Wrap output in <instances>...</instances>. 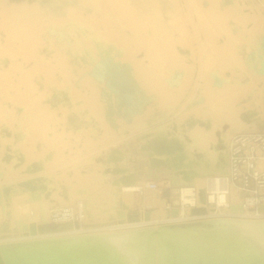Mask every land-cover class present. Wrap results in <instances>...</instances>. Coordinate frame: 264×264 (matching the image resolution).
<instances>
[{"label":"rangeland","instance_id":"obj_1","mask_svg":"<svg viewBox=\"0 0 264 264\" xmlns=\"http://www.w3.org/2000/svg\"><path fill=\"white\" fill-rule=\"evenodd\" d=\"M44 1L59 11L41 7ZM169 1L157 0L154 5L150 0H98L92 6L91 0H67L58 7L53 0H0V153L4 154H0L4 173L0 189L9 188L8 193L3 191L7 202L26 200L20 182L36 177L40 168L54 177L64 168L69 174L76 167L84 171L90 163L103 170L119 163L122 154L130 158L133 172L155 169L158 164L166 168L165 132L182 124L177 117L183 113L195 118L201 102L211 106L219 102L222 108L214 120L226 125L229 120L222 118L224 110L234 113L233 119L250 106L263 108L264 73L259 69L264 51V0H173L178 16L174 20L165 12ZM226 3L231 10L225 9ZM214 6L223 13V27L229 25L234 31L228 40L222 25L209 14ZM72 22L83 29L74 28ZM104 48H111L115 63H127L123 67L131 72L145 98L142 110L129 112L126 106L107 100L103 81L93 69L94 58ZM59 89H70L69 106L62 104V97L48 98ZM42 91L51 95L45 93L41 98ZM54 99L59 102L55 104ZM110 110L115 111L113 115ZM79 112L84 114L78 116L82 134H63L75 131L65 114ZM258 128L263 126L250 130ZM32 148L30 157L27 152ZM45 149L52 155L48 164L43 161ZM161 175L167 179V174ZM154 177L159 176L151 172L148 178ZM160 184L163 189L167 182ZM160 188L153 191L160 192ZM153 191L145 204L135 196L129 201L138 210H149ZM24 215L30 225L36 224L33 215ZM47 223L51 229L58 224L51 217ZM92 226L97 229L99 225Z\"/></svg>","mask_w":264,"mask_h":264},{"label":"bare ground","instance_id":"obj_2","mask_svg":"<svg viewBox=\"0 0 264 264\" xmlns=\"http://www.w3.org/2000/svg\"><path fill=\"white\" fill-rule=\"evenodd\" d=\"M53 1L59 7L67 0ZM91 1L92 6H95L96 3H98V0ZM150 1L154 5L157 3V0ZM169 3L165 8V12L170 15L167 16L169 19L174 20L178 17L175 15L177 9L174 5H172L173 0L169 1ZM40 6L56 10V12L59 11L58 9L52 8L48 1L42 2ZM229 8H231V4L226 3L225 9L227 10ZM163 13L164 12L162 10L160 15L164 16ZM209 14L212 15L220 25H222V29L226 32V40L234 36V31H231V27L229 25L226 28L223 27L224 18L222 16L223 13L221 10H217V8L214 6ZM144 19L145 21L147 20V18ZM72 23L74 28L76 27L83 29L80 23ZM52 28L49 29V32L51 31L53 33L54 29ZM152 42H154V40ZM249 47L250 46H248V48ZM258 48L260 49V47ZM110 50L111 48L100 49L101 54L99 55V58L96 59L92 57L95 60L93 66L94 74L98 77L100 82L103 81V91L105 92V95L107 94V100H110L111 98L113 103L116 101L119 105H124L127 107L126 109H130L129 112H135V109H137L138 112V110H142V107L144 106L143 101L145 98L141 90H138L136 84L137 82H135L134 78H132L131 72L129 70L127 71V69L123 67L125 66L124 64L126 62L123 64V62L120 61L123 66L119 65V62L117 63V61L115 63L114 57L111 56ZM262 50H264V48L261 49V51ZM263 52L264 51H262L261 54L262 56L260 55L262 57V65L259 69L262 71V73H264ZM216 77H218L217 74ZM175 78V81L178 80V77ZM171 81H174V78ZM219 82L220 83L218 84L222 83L221 81ZM69 90L59 89L51 91L52 95L48 92L49 95H51L48 98L52 100L54 97L59 96L60 98H63L62 104H66V102L69 101L67 94H70L71 92ZM42 93L43 94L41 98H43L47 92L42 91ZM69 97L71 96L69 95ZM249 100L250 99L247 101ZM55 101L57 100L54 99V102ZM48 102L50 104L53 103L50 100H48ZM58 102L59 101H57L55 104ZM67 104L69 106V102ZM208 104L209 103L202 104L201 102L196 106L197 109L195 110V118L191 117L189 113L181 114V117H177V121L178 124L181 122L182 124L177 125L176 123L172 129H169L171 132H165L167 146L164 149L167 150V153H164V151L162 152L165 154L167 159V165L165 164L166 168L165 166L158 168L159 164L156 165V163L155 169L149 167V169L146 170L147 168L145 166L146 169L143 172H133L134 169L132 168L134 165L130 162V158L124 154H122V156L120 153L121 157L118 159L119 163H116V165L111 167L109 166L107 169L103 170H99L97 167H94L95 165H91L90 163L84 171L79 167H76L74 168L73 172L69 174L67 173L66 168H64L61 175L54 177L49 173H45L44 170L40 168L38 175H35L36 177L27 178L23 181L21 180V192L27 195L26 200H22L23 202L21 204H14L13 202V204H11L7 202V198L5 195H3V191H7L4 193H8L9 188H3V191L0 189V242L33 237V234L31 233V225L25 220L26 218L24 219V214L26 213L33 215V221L36 222L37 237L76 233V223L72 220H60L54 229H51L47 222L51 217V212L66 205H73L77 201H82L85 206V224L88 227V232H108L112 234V240L120 247H123L127 236L115 235L118 232H122L136 226H156L162 222H169L170 219H178L181 216H185L192 210V208L187 206L185 202H190L191 204L198 206H207L205 199L207 177L210 175H219L227 172L228 153L232 137L239 131H251L250 129L256 128L257 125H262L264 129V102L262 109H256L255 107L250 106L248 107L249 110L246 112L244 111V115L239 116L236 113L233 119L231 115L234 113H226L223 107L224 112L221 114L225 115L222 118L229 120L228 125L221 121L217 122L214 120V118L219 115L218 108H222V105H220L219 102L213 106ZM60 106H62L61 103ZM113 107L114 106H112V108ZM120 107L122 108V106ZM112 108L111 110H115ZM124 109L122 111H124ZM111 110L110 113L112 112ZM54 111L52 112L53 115L55 114ZM114 112H112V115ZM77 114L73 113L70 114V116L65 114L66 116L64 117L68 120V124L73 127L75 131L71 129L69 131L62 132L63 134H74L76 131H78L77 133L79 136L82 134L83 128L80 125L83 124L80 123L81 121L78 116L83 114V112H79V114ZM107 115L111 117L109 114ZM82 116H84V114ZM111 120L112 118H110V121ZM113 121L114 123L117 122L115 119L112 120V123ZM115 124L117 125V123ZM9 130L11 129L9 128ZM17 132L18 131H16V133ZM20 134L21 132H18L17 136ZM162 141H165V139H162ZM162 143L163 142H161V144ZM158 145L160 146V144ZM12 147H10V149H12ZM0 154L4 156L3 153ZM44 154V164H48L52 155H50L46 149ZM2 155H0V157ZM116 157L117 156H115V158ZM19 158V161H17L18 166H20L22 162L21 160H23V155ZM36 164L35 167L38 166ZM31 166L34 167V164L32 163ZM150 166L152 167V164ZM2 171L3 170L0 169V175L4 174ZM32 171H34V169ZM137 171H140V169ZM151 172H155V174L159 176L157 178L161 182H167V185L163 189L160 188V192L159 190H152L154 195L152 194V202L149 203L152 207L149 210H138L133 207V202H130L129 200L135 196V199H138V201L139 198H141L143 204H145V202L147 203L149 198V195L147 194H150L149 191H151V189H147L142 193L139 190L141 188V184L147 180L146 178L150 176ZM161 173L164 175L167 174L165 175L167 176V179H163L165 177L161 175ZM18 187L20 186L18 185ZM169 187L172 188V194L170 195L168 194L170 189ZM12 190L14 192V189ZM161 191L164 193H161ZM231 199L233 203H237L239 200V195L237 194V190L235 188H233ZM207 209L212 211L211 206H207ZM249 220H264V217L250 218ZM92 225L99 226H97L96 229ZM19 231H27L29 233L21 235L16 234Z\"/></svg>","mask_w":264,"mask_h":264},{"label":"water","instance_id":"obj_3","mask_svg":"<svg viewBox=\"0 0 264 264\" xmlns=\"http://www.w3.org/2000/svg\"><path fill=\"white\" fill-rule=\"evenodd\" d=\"M31 233L0 242V264H264V220L210 217L136 226L115 234L127 236L123 247L108 232L37 237L33 224Z\"/></svg>","mask_w":264,"mask_h":264},{"label":"built area","instance_id":"obj_4","mask_svg":"<svg viewBox=\"0 0 264 264\" xmlns=\"http://www.w3.org/2000/svg\"><path fill=\"white\" fill-rule=\"evenodd\" d=\"M161 186L158 178H148L141 184V193L147 189L155 190ZM233 188L237 190L239 200L233 203ZM161 193H164L161 191ZM170 195V193H169ZM206 205L212 211L196 213L192 210L198 205L185 202L192 210L185 216L173 221H186L210 217H264V129L237 132L233 137L228 153L227 172L210 175L206 182ZM52 223L60 220H72L76 223V233L88 232L85 224L86 212L82 201L54 210Z\"/></svg>","mask_w":264,"mask_h":264},{"label":"crops","instance_id":"obj_5","mask_svg":"<svg viewBox=\"0 0 264 264\" xmlns=\"http://www.w3.org/2000/svg\"><path fill=\"white\" fill-rule=\"evenodd\" d=\"M198 70V68L195 70V73H196V71ZM147 93H155V92H149V91H147ZM152 97V96H151ZM150 97V98H151ZM155 97H157V95L155 96ZM149 102H151V101H149ZM11 106H13V104L12 103H10L9 104V107H11ZM30 153V154H29ZM27 154L31 157V156H33L34 155V150H33V148H32V150H31V152H27Z\"/></svg>","mask_w":264,"mask_h":264}]
</instances>
